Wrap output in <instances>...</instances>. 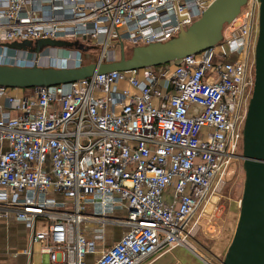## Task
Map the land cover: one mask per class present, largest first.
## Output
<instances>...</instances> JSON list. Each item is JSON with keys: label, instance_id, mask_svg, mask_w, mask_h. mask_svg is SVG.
<instances>
[{"label": "built area", "instance_id": "obj_1", "mask_svg": "<svg viewBox=\"0 0 264 264\" xmlns=\"http://www.w3.org/2000/svg\"><path fill=\"white\" fill-rule=\"evenodd\" d=\"M215 1L0 0V64L79 67L83 54L96 57L87 50L104 61L113 40L119 55L128 45L167 42ZM259 7L246 0L216 46L169 63L29 90L0 87V218L23 222L55 264H87L89 255L92 264H142L188 246L196 226L189 221L210 189L226 170L229 181L238 175ZM42 39L81 45L55 57L49 48L4 46ZM109 223L124 233L97 251Z\"/></svg>", "mask_w": 264, "mask_h": 264}, {"label": "water", "instance_id": "obj_2", "mask_svg": "<svg viewBox=\"0 0 264 264\" xmlns=\"http://www.w3.org/2000/svg\"><path fill=\"white\" fill-rule=\"evenodd\" d=\"M245 1L216 0L197 21L180 31L175 38L164 43L135 47L129 57L124 56V49L121 48L119 59H99L79 67L0 64V87H48L84 80L94 74L158 66L198 54L220 42L224 26L239 15ZM4 46L39 52L44 48L69 47L70 43L42 39L36 47L28 41ZM254 62L253 91L243 125L242 154L238 155L244 172L243 193L238 203V219L231 242L219 264H264V0H260Z\"/></svg>", "mask_w": 264, "mask_h": 264}, {"label": "rangeland", "instance_id": "obj_3", "mask_svg": "<svg viewBox=\"0 0 264 264\" xmlns=\"http://www.w3.org/2000/svg\"><path fill=\"white\" fill-rule=\"evenodd\" d=\"M255 17H256V24L253 26V29L251 32V44L249 46V51H248L247 81L249 84L247 85V88L245 91V102L241 107L242 115H244L245 111L247 112V108H248L249 100L251 99V96H252L253 84H254V74H255L254 53H255V46H256V41H257V36H258L259 12L258 13L256 12ZM68 42L69 43L71 42L70 46L66 47L68 49H74L75 47L77 48L78 46L81 45L75 41H68ZM117 43H118L117 40H113L111 42L110 46L108 47L109 54L105 56V60L119 59V51H117V48H118ZM35 47H36V44H35ZM133 49L134 47L129 46V45L126 48H124L123 50V53L125 54L124 56L129 57ZM59 50L60 49H58L57 47H50L49 55L51 57H55L59 53ZM87 51L90 54L95 55L96 57L83 54V61H84L83 65L96 62L99 57V52L97 50L96 51L87 50ZM64 66L66 68L68 67L71 68V66H73L72 61L64 62ZM11 115L15 116V112H12ZM241 147H242V142H241ZM241 147L239 149V155L242 154ZM233 165H235L238 168V175L236 176V178L229 181V183L226 186H223L222 181H220L215 186H213L210 189L208 196L201 203L198 210L194 213L192 219L189 221V225L194 223L198 219V218L196 219V216L198 212L200 211V209L203 207L204 203L205 202L212 203L211 199L213 198V196L217 197V200L214 203H212L213 208L211 210H213L214 212L213 219L208 220L205 217H203V219L200 218V223H202L200 225L201 229L198 232L199 227L195 226L193 233H192V236L194 237H192V239L190 240L192 241L193 239H197L198 241H200V243L202 244V248H203V254H205L206 257L209 259V261L213 262L214 264H219L220 261L223 260L226 250L231 242V238H230L229 240L230 242L228 244H225L227 240V232H229V229H228L229 226L230 228L234 227L233 228V233H234L236 222L238 219V213H239L238 203L241 200L242 193H243L244 172L242 169V161L238 159L237 161L233 162ZM227 173H228V170L225 171V174ZM237 207H238V211L235 214V212L233 211H236ZM229 211L231 212L230 215H229ZM204 236H207L210 239H206ZM206 247L208 248V251ZM207 252L210 253L211 255H208Z\"/></svg>", "mask_w": 264, "mask_h": 264}, {"label": "crops", "instance_id": "obj_4", "mask_svg": "<svg viewBox=\"0 0 264 264\" xmlns=\"http://www.w3.org/2000/svg\"><path fill=\"white\" fill-rule=\"evenodd\" d=\"M206 205L207 202L204 203L203 207L196 216V219H198L195 221V223L196 226L199 227L198 232L200 231V225L202 224L200 223V218L203 219V217H205L208 220H212L214 217L213 210L210 212L206 211ZM237 211L238 207L236 208V211L233 212L236 214ZM230 214L231 212L229 211V215ZM114 216L124 220L126 218V212L116 211L114 212ZM87 224L88 223L82 225L81 229L83 233L87 234L89 239H92L93 236L91 235L90 231L88 230V232H85ZM36 227L40 231L45 230L47 224L44 221H39ZM94 227H96L95 224L89 225V228ZM233 228L234 227L230 228L229 226V232H227V240L225 244L230 242L229 240L232 238ZM124 230V225L114 223L107 224L104 229V241H95L96 250L100 251L104 247L117 242L124 233ZM31 233L32 231L27 228L23 222H18L13 219L6 220L0 218V264H55L50 262L48 254H43L40 252L42 247L41 244L31 243ZM204 237L206 239H210L207 236ZM188 244V246L177 244L166 251H160L151 254L142 262V264H214L213 262L209 261L205 254H203V248L200 241L193 239ZM29 250H31L30 255L26 253ZM199 251L200 255L208 261L205 262V260L197 255V252ZM93 258V255L87 256V264H92Z\"/></svg>", "mask_w": 264, "mask_h": 264}, {"label": "bare ground", "instance_id": "obj_5", "mask_svg": "<svg viewBox=\"0 0 264 264\" xmlns=\"http://www.w3.org/2000/svg\"><path fill=\"white\" fill-rule=\"evenodd\" d=\"M223 182V186L227 185V182L229 181V175L228 174H224V176L222 177ZM217 200L216 196H213V198L211 199L212 203H214ZM212 203L208 202L206 205V211H210L213 207Z\"/></svg>", "mask_w": 264, "mask_h": 264}, {"label": "trees", "instance_id": "obj_6", "mask_svg": "<svg viewBox=\"0 0 264 264\" xmlns=\"http://www.w3.org/2000/svg\"><path fill=\"white\" fill-rule=\"evenodd\" d=\"M29 89H31V88H29ZM29 89H28V90H29ZM204 248H205V247H204ZM206 249H207V251H208V248H207V247H206ZM207 254L211 255V254H210V253H208V252H207Z\"/></svg>", "mask_w": 264, "mask_h": 264}]
</instances>
